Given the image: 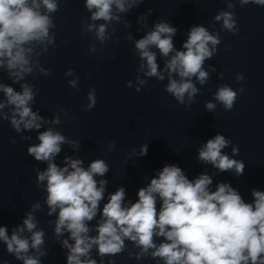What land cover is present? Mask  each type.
Masks as SVG:
<instances>
[{
  "label": "clouds",
  "instance_id": "1",
  "mask_svg": "<svg viewBox=\"0 0 264 264\" xmlns=\"http://www.w3.org/2000/svg\"><path fill=\"white\" fill-rule=\"evenodd\" d=\"M62 2L64 0H0V71L6 72L12 84L19 85L20 89L17 91L12 85L0 82V93L3 94L0 120L8 121L17 133L25 130L38 132L39 143L29 146L27 153L36 161L47 163L45 170L37 172V184L46 182L47 215L58 213L54 222L55 236L59 238L68 233V238L60 241L61 247L67 249L66 264H105V257L116 256L127 249L125 241L138 249L128 252L129 257L136 260L150 257L162 261V264H264V191L253 189V202L248 203L229 183L221 182L215 191H211L209 186L213 181L210 175L202 173L190 180L178 165L165 164L146 187L138 190L136 202L129 201L126 206L125 188L119 187L108 195L101 208L108 181L96 177L109 172L103 159L93 160L87 168L82 166L83 161L79 158L65 157L62 167L54 162L61 152V145L69 143L78 150L79 144L52 128L39 131L46 123L39 111L32 107L39 89L27 82V78L37 72L50 75L40 58L50 47H56L53 16L60 10ZM144 2L84 0L89 16L81 21V33L92 34L95 41L104 45L116 31L112 28V34L109 33L113 22L119 23L122 14ZM249 3L264 5V0H240L241 6ZM228 7L234 5L229 2ZM146 19V15L141 16L138 22ZM214 20L222 21L223 30L239 31L234 12L220 11ZM99 21L103 23H97ZM130 26L125 21V27ZM177 31L168 22H157L142 38L133 41L134 50L143 61L138 71L160 81L165 79L166 72L168 84L165 91L179 104H184L187 96L190 104L199 92L192 78L195 77L200 84L206 83L209 73L203 65L216 53L220 37L219 33L214 35L204 26L194 25L187 33L183 50H177L173 43ZM125 39L133 40L130 34ZM153 48L167 58L163 71ZM89 51H97L95 43L90 45ZM64 75L73 76L74 70L69 68ZM137 79L142 85L147 83L144 79ZM236 79L240 81L244 77L237 74ZM78 80L76 77L68 81L69 86L76 88ZM127 86H132L131 81ZM240 91L243 92V88ZM236 99L237 92L229 86H221L215 93V100L225 110H232ZM88 100L84 111L91 110L96 104L94 89L89 91ZM205 107L211 111L215 104L207 102ZM6 108L8 112L4 111ZM59 111L65 112L63 108ZM51 123L59 124V115ZM229 143L223 135L217 134L198 149V160L221 172L234 170L236 176H242L244 162L222 153ZM114 147L115 141H111L110 148ZM147 152L145 144L139 154L145 156ZM237 152L238 149L233 147V153ZM40 207L39 203L34 204L33 211L23 219V225L13 229L11 236L7 227H0V241L6 245L7 252L23 264H40V257L47 255L45 233L38 229L33 214ZM98 215L100 218L95 227H90V222ZM25 231L31 234L30 237L21 235ZM92 231L95 236L90 235ZM157 238H161L159 243ZM30 249L35 250V256L28 255ZM94 249L100 257L99 262L92 256ZM107 264H115V261L109 259Z\"/></svg>",
  "mask_w": 264,
  "mask_h": 264
}]
</instances>
